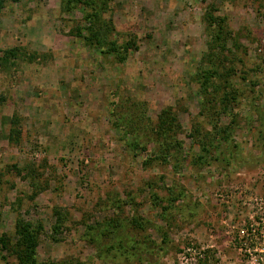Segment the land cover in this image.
Here are the masks:
<instances>
[{"label": "rangeland", "instance_id": "obj_1", "mask_svg": "<svg viewBox=\"0 0 264 264\" xmlns=\"http://www.w3.org/2000/svg\"><path fill=\"white\" fill-rule=\"evenodd\" d=\"M19 222L38 264H264V0H0V264Z\"/></svg>", "mask_w": 264, "mask_h": 264}, {"label": "trees", "instance_id": "obj_2", "mask_svg": "<svg viewBox=\"0 0 264 264\" xmlns=\"http://www.w3.org/2000/svg\"><path fill=\"white\" fill-rule=\"evenodd\" d=\"M74 1L83 3L86 6H92V4H95L98 0H64V2H74ZM92 9L94 10L93 11L94 15L91 14V18L95 16L96 6H93L91 10ZM89 24L90 27L93 29L94 24L91 21L89 22ZM216 31L217 34L216 35L214 34L216 36L215 39H219L221 37L222 28L220 27ZM91 36L96 37L97 33L93 32L91 33ZM86 40H88L89 43L93 42V40L90 38H86ZM159 118L163 129H168L169 127L170 130L174 128V125L168 123V121L166 120V118H168V116H166V111H163ZM40 230H41L40 226L39 228H37L30 223H24V222L17 223L16 232L18 234L19 240L17 242L16 255L19 264H38L35 259V248L37 245V236ZM0 243L2 244L3 247L7 246V241L6 239L3 238V236H0Z\"/></svg>", "mask_w": 264, "mask_h": 264}]
</instances>
